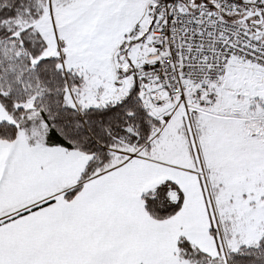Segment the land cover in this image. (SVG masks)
<instances>
[{"label":"snow or ice","instance_id":"1","mask_svg":"<svg viewBox=\"0 0 264 264\" xmlns=\"http://www.w3.org/2000/svg\"><path fill=\"white\" fill-rule=\"evenodd\" d=\"M0 264H264V0H0Z\"/></svg>","mask_w":264,"mask_h":264}]
</instances>
